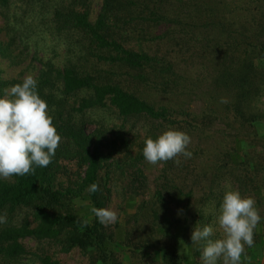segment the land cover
Here are the masks:
<instances>
[{
	"label": "trees",
	"instance_id": "1",
	"mask_svg": "<svg viewBox=\"0 0 264 264\" xmlns=\"http://www.w3.org/2000/svg\"><path fill=\"white\" fill-rule=\"evenodd\" d=\"M25 1L23 12L3 13L11 36L0 39V57L40 33L66 48L62 65L35 57L37 91L62 140L47 167L0 178V264H63L30 250L28 238L79 249L87 264H203L191 233L210 225L221 237L230 189L254 198L261 215L241 264H264V0H101L95 18L94 0ZM22 82L0 74V97ZM196 97L199 112L186 107ZM140 118L152 122L145 137L131 123ZM168 129L206 143L190 144L179 166L163 162L151 190L144 141ZM93 183L100 191H87ZM114 190L124 215L105 226L91 208H108Z\"/></svg>",
	"mask_w": 264,
	"mask_h": 264
},
{
	"label": "clouds",
	"instance_id": "2",
	"mask_svg": "<svg viewBox=\"0 0 264 264\" xmlns=\"http://www.w3.org/2000/svg\"><path fill=\"white\" fill-rule=\"evenodd\" d=\"M221 103L227 100L221 98ZM61 136L58 135L53 119L48 112V104L39 96L37 81L28 75L22 83L5 89L0 97V178L34 174L37 167H47L52 163ZM191 137L179 130L168 129L155 140L144 141L145 160L156 165L169 160L179 166L180 156L191 158L187 150ZM90 193L100 191L98 183L87 189ZM252 197H244L239 190H226L217 218L222 238L213 239L214 229L210 225L195 226L191 242L203 244V264H241L245 246L254 244V230L261 221V215ZM99 223L114 224L118 215L111 208H91ZM7 223L6 213L0 216V224Z\"/></svg>",
	"mask_w": 264,
	"mask_h": 264
},
{
	"label": "rangeland",
	"instance_id": "3",
	"mask_svg": "<svg viewBox=\"0 0 264 264\" xmlns=\"http://www.w3.org/2000/svg\"><path fill=\"white\" fill-rule=\"evenodd\" d=\"M26 1L25 0H16L11 7H1L0 6V39L7 40L6 42L9 41L10 36H11V31L9 29H6L5 27V16L3 13L7 11L13 12H23L24 8L22 5H25ZM49 8V7H48ZM51 9V8H50ZM101 9V0H94L93 8H92V13H93V18H95L98 13L100 12ZM52 10V9H51ZM54 10V7H53ZM45 11H49L48 9ZM50 18L52 16L50 15ZM138 36H140V32L137 31L136 33ZM42 33L39 34V36H32L30 39L29 44L27 42H23L17 38L15 44H14V52L12 54V58L10 59H5L0 57V74L2 75L3 78L5 79H18V80H24V78L28 75H31L34 79L36 76H38L41 68H42V63L39 61V59H36L35 57L38 56L39 58L42 59H51L53 58L55 62H57L59 65L63 64L64 60V53L66 51V48L61 44L60 46H56V49L52 46L53 43V38L52 35L49 33H45L42 36ZM138 38H134V41L136 42L135 44L138 45L140 49L143 48L145 45V42L141 38V40H136ZM138 41V42H137ZM132 43V42H130ZM28 44V46H27ZM147 44L151 45L150 49L152 50L156 48L155 45H153V42H148ZM55 49V51H54ZM57 52V55H56ZM207 84V83H206ZM204 101L201 97H196L193 101H190L186 104V107L191 109L192 111H197L199 112L203 106H204ZM118 123H121L119 120ZM131 123H136L135 124V132L142 137L146 136L147 130L145 129L148 125L152 124L148 119L146 118H140L136 122L133 119ZM96 124L90 123L89 124V130H94L96 128ZM225 129V125L222 124H216L213 127V131L215 133V137H219L221 135V131ZM161 135L160 132L154 135V140ZM205 141L201 140L199 137L191 138V143L193 145L197 144H204ZM215 140L211 139L210 144L214 143ZM144 168V171L148 175L149 179V186L151 190H155L157 187V181L156 178L160 174V170L163 167V162H158L156 165H152L148 163L146 160L143 162L141 165ZM120 184H126L127 181L124 183L123 180L119 182ZM112 195V200L109 203L108 208H111L112 210L117 212L118 219L123 218L124 215V210L121 209L120 207V201L121 199L118 197V193L116 190L113 191ZM117 219V221H118ZM116 221V222H117ZM115 222V223H116ZM221 234L222 238V230L219 232ZM218 233V235H219ZM217 231L214 229V236H216ZM213 238V237H212ZM214 237L213 239H216ZM25 244L27 247L32 250V251H38V252H43V250H47L49 253H54L56 254V257L63 263V264H87L86 258L82 255L81 251L79 249L73 250L70 253H64L60 252L58 250V247L55 245L51 244L50 242H43L39 243L36 240L33 239H26ZM197 248V246H194ZM202 250V249H201ZM259 259L264 261V253L259 255ZM194 258L198 259V261L202 262L201 256L199 257L197 254H195ZM150 264H153L150 262ZM155 264H160V263H155Z\"/></svg>",
	"mask_w": 264,
	"mask_h": 264
}]
</instances>
